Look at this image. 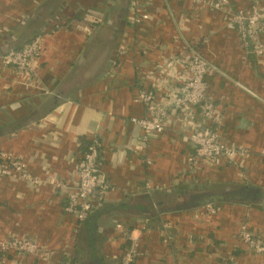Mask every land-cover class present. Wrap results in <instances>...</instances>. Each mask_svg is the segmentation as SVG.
<instances>
[{
  "label": "crops",
  "instance_id": "crops-1",
  "mask_svg": "<svg viewBox=\"0 0 264 264\" xmlns=\"http://www.w3.org/2000/svg\"><path fill=\"white\" fill-rule=\"evenodd\" d=\"M68 1L0 0V51L21 47L46 31L34 78L0 66V153L20 159L36 180H25L13 170L0 176V240L28 238L50 251L46 262L10 253L0 257V264H117L131 234L140 235L143 247L135 264H227L233 250L238 264H264V254L249 252L234 237L244 219L264 238V207L205 203L249 186L264 190V56L252 58L225 15L190 0H150V18L137 25L129 23L128 0H73L71 12ZM249 1L238 6L248 7ZM122 6L125 13L114 41L98 45V58L89 63L103 64L101 72L86 71L84 82L69 89V74L84 62L98 34L116 27L114 17ZM90 9L108 24L86 31L80 23ZM75 14L80 21L70 28L59 25ZM122 42L130 51L116 57ZM106 46L107 63H100ZM189 46L224 71L207 77V96L217 108L214 124L220 136L248 150L238 164L188 165V136L210 125L197 110L187 109L188 116L168 115L165 132L146 145L129 121L143 114V104L136 100L138 86L152 88L160 100L183 88L188 72L179 60ZM207 49L215 55H206ZM93 139L111 186L105 204L77 222L64 212V195L53 181L73 178L84 141ZM159 201L165 207L160 212ZM207 204L215 207L211 215L204 209ZM151 205L156 207L154 219L146 209Z\"/></svg>",
  "mask_w": 264,
  "mask_h": 264
},
{
  "label": "built area",
  "instance_id": "built-area-1",
  "mask_svg": "<svg viewBox=\"0 0 264 264\" xmlns=\"http://www.w3.org/2000/svg\"><path fill=\"white\" fill-rule=\"evenodd\" d=\"M165 4L172 0H161ZM196 6L222 12L227 22L239 33L241 42L247 51L256 59L264 56V1L251 0L245 10L236 8L229 0H190ZM150 0H128L129 23L137 25L150 18L147 7ZM101 14L95 10L89 11L83 17V28L86 31L92 25L101 23ZM80 26V25H79ZM45 34V33H43ZM43 34H38L20 48L8 49L0 54V66L13 69L17 74L27 78L36 76L35 64L42 53ZM130 51L126 42L118 44L116 57H121ZM186 66L188 77L183 88L166 100H160L152 88L138 86L136 100L143 104L141 116H131L129 121L141 131V141L146 145L151 137L162 134L166 130V117L174 112L188 116V110L198 111L208 126L193 130L188 136L191 153L188 165L193 167L198 163H208L213 166L238 164V160L248 154L247 148L228 144L219 134L214 123L217 122V108L207 96V77L216 70L205 56L189 46L184 59L179 60ZM117 65V64H116ZM191 115V113H190ZM101 152L96 139L81 152L72 179L60 178L53 181L56 189L64 195L63 210L77 222L84 221L95 209L102 206L110 189V182L100 169ZM150 163L149 158L145 160ZM9 170L15 171L25 180H34L26 170L25 164L15 156L0 153V176ZM209 215L215 212V207L207 204L204 207ZM143 229V228H142ZM235 239L247 250L256 255L264 254V238L250 230L247 222L242 219L238 224ZM128 245L121 250L117 264H135L142 254L140 235H129ZM49 250L28 239L10 236L0 240V257L10 253L31 256L40 262L49 259ZM227 264H238L232 252L228 253Z\"/></svg>",
  "mask_w": 264,
  "mask_h": 264
},
{
  "label": "trees",
  "instance_id": "trees-1",
  "mask_svg": "<svg viewBox=\"0 0 264 264\" xmlns=\"http://www.w3.org/2000/svg\"><path fill=\"white\" fill-rule=\"evenodd\" d=\"M264 1V0H263ZM232 4H237V5H241V0L238 1V0H232L231 1ZM249 3V2H248ZM249 5V4H248ZM247 5V6H248ZM241 7V6H240ZM125 13V7H121L119 9V12L117 13V16L114 17V25L116 27H113V30L110 31V34H109V40L110 41H114V34L116 33V31L118 30L119 28V25H120V21L122 20L123 18V15ZM102 16V15H101ZM103 20L101 23H98V24H95V25H92L91 28L93 27H99V25H103V24H108V19H106L104 16H102ZM76 21H80V17L78 14H75L74 16L72 17H69L67 19H65L63 21V23L59 24V25H64L66 27H71V25H73V23ZM110 25V24H109ZM112 26V25H111ZM57 26L56 25H53L52 29L56 28ZM43 31V30H42ZM39 31L37 34H35L33 37H35L36 35L38 34H43V33H46V31ZM33 37H31L28 41H30ZM107 48L105 49V51L100 55V57H102V60L100 61V63H102V61H106L107 63V60H108V47L109 46H106ZM11 48H20V46H15V45H9L7 46L5 49H3L2 51H0V53H5L8 49H11ZM198 50V48H196ZM97 54V50H95L94 53H92L89 57L87 56V54L85 53V60L83 63H80V64H76L75 67L73 68L72 72L69 74L70 76V79H71V82L69 83V89H74L76 87H78L82 82H84V79H83V75L84 73H86V69L84 72H81V67H85L84 64L88 63L91 61L92 57H95V55ZM252 55V54H251ZM254 56L252 55V58ZM254 59V58H253ZM254 64H256L255 60H254ZM98 65V66H97ZM105 65V64H104ZM110 67L111 65H108L106 64V66L104 67ZM97 67H98V70H97ZM103 67V64H94L92 66H90V70L89 72H94V71H100V69ZM109 70V69H108ZM79 72V73H78ZM81 72V73H80ZM101 72V71H100ZM24 121V119H23ZM20 123V122H19ZM18 123V124H19ZM2 129H0L1 131ZM90 144V142H86V140L84 141V144H83V150H85L88 145ZM237 191V190H236ZM234 191V192H225V193H222V194H219L217 197V199H213V200H207L205 201V203H212V202H219V201H227V202H236V201H240V202H243L245 204H248V205H252V206H257L259 205L261 207V209L264 207V190L262 188H260L259 186H249L248 188L245 189H241L240 191ZM105 204V202H103V205ZM262 204V205H261ZM164 203L159 201L158 204H157V211H163L162 209H164L165 207L163 206ZM100 208V207H99ZM99 208L95 209V210H98ZM147 209V213L149 215L150 213V216H152L154 213H155V210H156V207L154 205H151L149 207L146 208ZM170 209V208H169ZM174 209H180L178 207L174 208ZM94 210V211H95ZM93 211V212H94ZM92 212V213H93ZM91 213V214H92ZM90 214V215H91ZM156 214V213H155ZM89 217V216H88ZM154 219V216H152ZM128 245V240L126 239V241L122 244V250L124 248H126V246ZM236 250H233L232 251V254L235 255V252Z\"/></svg>",
  "mask_w": 264,
  "mask_h": 264
},
{
  "label": "rangeland",
  "instance_id": "rangeland-1",
  "mask_svg": "<svg viewBox=\"0 0 264 264\" xmlns=\"http://www.w3.org/2000/svg\"><path fill=\"white\" fill-rule=\"evenodd\" d=\"M230 1V4L232 5V6H234V7H236V8H240V9H243V10H245V8L243 7V6H238L237 4H232L231 3V1L232 0H229ZM251 1V0H250ZM249 1V2H250ZM68 4H67V11L68 12H71V6H72V4H73V0H70V1H68L67 2ZM105 3V2H104ZM250 4V3H249ZM58 4L57 3H55V4H52L51 5V7L53 8V6L54 7H56ZM92 10H94V9H90L89 11H92ZM211 11H214V12H219V11H215V10H212L211 9ZM222 13V12H221ZM68 14V13H67ZM60 18H62V17H60ZM226 19H227V17H226ZM81 21H82V19H81ZM42 23H43V21H42ZM79 24V23H78ZM81 25H83L82 24V22L80 23ZM79 24V25H80ZM226 24L228 25V26H230L231 28H232V25L231 24H229L227 21H226ZM77 26V25H76ZM207 26V25H206ZM232 29H234V28H232ZM235 30V29H234ZM236 31V30H235ZM210 33V32H209ZM236 34V37L235 38H237L239 41H241V38H240V35H239V33L238 32H236L235 33ZM99 36H97V41L94 43V45H93V49H91L88 53L89 54H87V56L89 57L91 54L90 53H92L93 51H94V48H95V50L96 49H98V45H101L102 47H105V45L109 42V39H108V37H109V32L108 31H105L104 30V32L103 33H99L98 34ZM206 35H209L210 36V34H206ZM218 32H216L215 33V35H214V37L215 38H217L218 39ZM213 37V39H215ZM94 40V39H93ZM110 48V47H109ZM207 51V52H206ZM205 52H206V55H208V54H210V55H215V51H210V52H208V49L206 50ZM99 52V51H98ZM98 58V55H95V60ZM208 57H206V59H207ZM210 58H208V60H209ZM211 59H213V58H211ZM95 60H93V61H90V62H88V63H86V64H84L85 65V67L83 66V67H81L80 69H81V72H84L85 71V69L87 70V71H89L90 70V64L89 63H91V64H93V63H95ZM209 62L212 64V65H214L215 66V68H216V70L213 72V74H219L218 72L219 71H221L220 72V74H224V71L223 70H221V67L220 66H218L217 64H214V62H211L210 60H209ZM231 80H230V82L231 83H233L234 84V81L236 80L235 78H230ZM244 87H246L245 85H244ZM248 91V90H247ZM248 92H250V91H248Z\"/></svg>",
  "mask_w": 264,
  "mask_h": 264
},
{
  "label": "water",
  "instance_id": "water-1",
  "mask_svg": "<svg viewBox=\"0 0 264 264\" xmlns=\"http://www.w3.org/2000/svg\"><path fill=\"white\" fill-rule=\"evenodd\" d=\"M81 60V59H80Z\"/></svg>",
  "mask_w": 264,
  "mask_h": 264
}]
</instances>
